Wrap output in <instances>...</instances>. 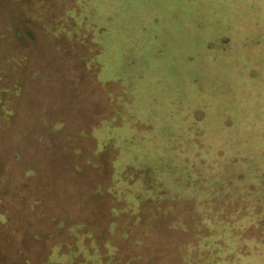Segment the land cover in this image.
Returning <instances> with one entry per match:
<instances>
[{
  "label": "rangeland",
  "instance_id": "374dc122",
  "mask_svg": "<svg viewBox=\"0 0 264 264\" xmlns=\"http://www.w3.org/2000/svg\"><path fill=\"white\" fill-rule=\"evenodd\" d=\"M7 1L33 14L19 16ZM7 1L0 0V264H126L139 253L138 262H160L171 240L154 231L171 212L197 207L188 184L176 187L185 158L193 180L217 173L220 188L227 184L235 195L244 188L251 199L256 194L258 209L264 205V0H79L71 23L83 22L100 47L101 66L85 78L87 88L80 74L66 71L75 61L51 57L52 41L32 23L53 14L52 5ZM80 35L75 49L93 53ZM106 90L123 113L107 117ZM99 123L110 136H128L125 146L137 155L155 154L128 162L135 186L128 179L120 189L105 188L113 151L96 155ZM204 154L211 165L201 166ZM167 159L173 168H164ZM229 196L221 193L220 202ZM151 213L159 218L154 229L134 223L135 215ZM132 229L140 245L131 243ZM253 240L242 255L246 246L217 235L202 255L264 264V241ZM180 256L176 250L165 262H183Z\"/></svg>",
  "mask_w": 264,
  "mask_h": 264
},
{
  "label": "trees",
  "instance_id": "16d2710c",
  "mask_svg": "<svg viewBox=\"0 0 264 264\" xmlns=\"http://www.w3.org/2000/svg\"><path fill=\"white\" fill-rule=\"evenodd\" d=\"M1 1H7V0H1ZM39 2L38 6L39 8L48 3L52 5V10L55 12L51 14L50 16H47L45 18H40L36 21L32 19V23L39 26L42 29V34L46 37L48 36L51 43V47L48 50L49 55L50 52H52L53 55H50L51 57H54L56 60L60 59V62L65 63L66 61L74 60L75 62L71 65L66 64L67 68L66 71L72 70L71 74L76 73L77 77L79 74L81 75V79L79 81H83L81 85L84 87H89L87 85V82L85 81V78H92L95 77L94 71H97V68H100L101 62L99 60H96V55L99 53V46L92 42L90 40V33L88 32L87 28L85 27V24L83 22L79 23V27H84L86 30V33H81L79 31V27H76L77 21H75V25L71 23V16L69 15L73 11L79 10L76 6H72L74 3L77 4L79 0H36ZM12 6V8H20V5L16 2L7 1ZM69 2L71 4H69ZM21 9V8H20ZM18 9L17 14L19 16H24V14L28 13L30 16L33 14V10H31L30 6L26 7L25 9ZM32 18V17H31ZM73 26L71 30L67 27ZM65 29L70 30L69 36L63 35V32ZM30 34V33H28ZM78 34H81L79 37L85 38L84 40H89L90 43L93 44L92 50L93 53L89 55L87 53H82V51H79L78 49H75L76 46V37H78ZM89 38V39H88ZM35 39V37H34ZM57 54V56H54V54ZM65 54L67 55L65 57ZM71 62V61H69ZM75 64V65H74ZM74 65V66H73ZM81 72V73H79ZM94 75H93V74ZM86 75V76H85ZM76 77V78H77ZM113 87V88H112ZM115 86L113 83L110 84L109 90H114ZM109 90L104 91L103 100L107 102L106 105V111L107 113L110 112L107 117H110L115 111L116 113H123L124 106L116 104L114 101L110 99V97L107 95ZM92 93V92H91ZM96 94L98 95V91L96 90ZM106 117V118H107ZM119 120V122H117ZM124 121H121L120 118L115 119L114 123L118 126H121V124ZM58 123L57 127H54V129H58L62 126L63 122L62 120H59L56 122ZM114 124V125H115ZM92 126V121L89 122L88 128H82V131L88 132L87 130H90ZM98 126V125H97ZM99 123V126L95 128V133L99 134V141H97L96 144H99V147L101 146V150L96 149V155L97 153H100L101 151L105 150H112L113 151V158H111V165H109L111 174L112 182L109 183V185L106 184L105 188H108L109 192L114 189L115 187L120 189L119 184L122 185L123 183L127 184V180L131 179L132 186H135L137 183L136 181L139 180V178L131 173L130 169V163L137 162L144 159L152 161L151 159L155 156V154L150 153L149 149H145L143 152V156L137 155V150L134 147L125 146L128 142H131L130 139H128V136H123L122 134L117 133L114 137L113 135L110 136L108 133L103 132V128ZM104 126V125H103ZM101 128V130H97V128ZM105 127V126H104ZM52 129V128H51ZM99 131V132H98ZM119 145L124 147V150L121 148L119 149ZM182 152H184L183 149H181ZM210 155L204 154L202 157V160L205 164H201V166L211 165ZM143 161V160H142ZM189 162L188 158L184 159V165L179 167V171L177 173V184L176 187H186L183 186L188 184L186 187L187 192H189L190 197H197L198 200L194 202L197 207L194 208L193 204L190 202L191 209L190 211H186V214H180V210H178V213L175 214L174 212L171 215L166 218L167 221L158 228L157 231H154L160 236H168L171 240L170 245L166 247V249L161 253L160 255V262H138L141 256V253H137L138 256H134L136 254H133L131 256H134L136 259V262H132L129 260V262H126V264H175L172 262H165L166 259L170 256H172V253L176 252V250L181 252V258L183 262H177L176 264H222L219 262V258L217 256H214L212 253L206 254L204 257L202 254H204L205 250H208L210 244L212 245L215 240L217 239V235L220 237V241H226V243H234L238 247L246 246V252L242 255H249L252 252V249L254 246L253 244V238L259 239L261 241H264V224L260 223L262 219H264V205L261 206V208L256 207V194L252 193V199L247 196V194L244 192V188L242 189V192L239 194L241 190L238 191V193L235 195L233 192V188H231L229 185L224 184L222 188H220V185L222 184V181L219 180L218 174L214 173L211 175L209 179L202 180V178H199V180H193L189 172L185 170L186 163ZM195 165L198 164V162L194 161ZM165 166H171L169 160H165L164 168ZM172 167V166H171ZM140 168V167H139ZM173 168V167H172ZM142 170L144 168H141ZM147 170V169H145ZM116 171H119L121 174H119V178L116 177L114 173ZM162 175L166 174L168 171L162 170L160 171ZM149 173V171H148ZM248 174L246 175L247 179ZM198 177H200V174H198ZM136 180V181H135ZM202 180V181H201ZM98 186H102L101 184H98ZM105 186V185H103ZM191 186V187H190ZM152 187L153 183H152ZM101 188V187H99ZM99 188L97 191H99ZM151 191V189H150ZM222 194H228L230 195L228 199L223 205L220 202ZM116 197H119V193H117ZM139 199L136 197H132V199ZM187 201H184L185 205H182V211L185 212V207L187 209ZM130 206L133 204H129ZM128 205V206H129ZM169 209L172 208L170 204L168 205ZM125 208H127L125 206ZM244 210L245 214L241 215L238 214L239 211ZM257 210L260 212L257 213ZM167 212V211H165ZM170 214V212H169ZM135 220L134 223H137L139 226L141 223H138L139 221L142 222L143 227H145V230L150 231L151 229H154V227L157 224V221L159 220L158 216L155 213H151L150 215H144L141 216H134ZM3 219H6L5 215L3 214ZM147 222H146V221ZM257 226L262 227L263 229L258 230L256 229ZM210 230L211 232L207 233V230ZM133 230H129V237H131L132 244L137 246V244L140 245V243L143 241L142 238L139 239V234L136 236H131V233H133ZM144 230V231H145ZM144 233V232H143ZM212 233V234H211ZM152 234V233H151ZM237 236V238L235 237ZM244 241H242V240ZM208 241L209 245L206 244ZM224 241V242H225ZM189 243V249L187 250L186 244ZM206 248V249H205ZM168 252L169 255L165 254V252ZM207 252V251H206ZM202 255V256H201ZM214 256V257H213ZM237 256V255H236ZM238 257V256H237ZM116 260V259H115ZM211 260V262H210ZM27 264H43L42 262L35 263V262H25ZM49 262H46L44 264H48ZM237 262H228L226 264H236ZM108 264V263H107Z\"/></svg>",
  "mask_w": 264,
  "mask_h": 264
}]
</instances>
